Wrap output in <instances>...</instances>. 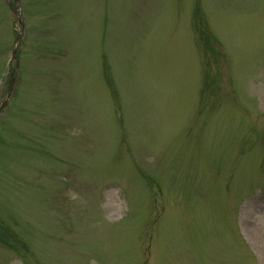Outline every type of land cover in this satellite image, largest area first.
<instances>
[{
	"label": "rangeland",
	"instance_id": "obj_1",
	"mask_svg": "<svg viewBox=\"0 0 264 264\" xmlns=\"http://www.w3.org/2000/svg\"><path fill=\"white\" fill-rule=\"evenodd\" d=\"M21 4L22 94L1 111L12 147L0 142V230L19 237L0 242V264H257L241 233L264 185V0ZM52 45L54 62L40 55ZM212 71L221 90L202 88ZM252 212L264 264V193Z\"/></svg>",
	"mask_w": 264,
	"mask_h": 264
},
{
	"label": "bare ground",
	"instance_id": "obj_2",
	"mask_svg": "<svg viewBox=\"0 0 264 264\" xmlns=\"http://www.w3.org/2000/svg\"><path fill=\"white\" fill-rule=\"evenodd\" d=\"M256 236L258 237V232H256Z\"/></svg>",
	"mask_w": 264,
	"mask_h": 264
}]
</instances>
